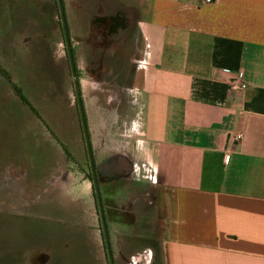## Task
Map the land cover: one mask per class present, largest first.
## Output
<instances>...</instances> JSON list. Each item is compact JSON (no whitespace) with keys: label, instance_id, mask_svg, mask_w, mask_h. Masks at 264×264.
Listing matches in <instances>:
<instances>
[{"label":"crops","instance_id":"0c3cea01","mask_svg":"<svg viewBox=\"0 0 264 264\" xmlns=\"http://www.w3.org/2000/svg\"><path fill=\"white\" fill-rule=\"evenodd\" d=\"M67 2L113 264H264V0ZM53 18L58 82L51 73L25 80L28 62L19 55L32 40L23 34L17 56L0 60L1 86L28 101L23 109L56 143L64 136L63 111L78 122V155L40 186L64 175L55 208L67 222L73 212L70 223L89 231L98 249L95 263L108 264L57 3ZM239 72L246 89L230 91ZM10 166L14 180L27 175ZM75 214L86 222L78 225ZM68 250L61 245V253Z\"/></svg>","mask_w":264,"mask_h":264},{"label":"rangeland","instance_id":"374dc122","mask_svg":"<svg viewBox=\"0 0 264 264\" xmlns=\"http://www.w3.org/2000/svg\"><path fill=\"white\" fill-rule=\"evenodd\" d=\"M55 7L56 0H0V50L4 49L5 53L0 55V60L8 59L10 52L17 56L23 34L30 36L32 40L31 48L19 55L28 62L22 71L25 80L34 78L35 75L43 77L51 73L58 82V74L62 69L58 65L55 67L56 61L60 59L61 49L56 43L60 39V33L55 28L53 18ZM61 7L65 19L68 18L67 0H61ZM30 13L32 18H37L31 20L32 24L35 23L33 28ZM40 18L41 27H45L44 33H40L39 23H36ZM43 35L44 39L41 40ZM1 85L0 81V198L2 197L1 206L4 209L0 210V264H87L90 260L92 264H96L93 254L98 249L96 245L90 244L86 235L91 236V233L77 229L76 222L74 225L70 223L76 218L73 212L69 213L67 222L55 208L57 201L51 202L52 208L47 209L46 213H41V204L27 202L34 193L31 185L34 188L45 186L48 180H54L53 173L56 174L58 167L71 162L69 155H78L80 140L75 142L79 138L78 122L71 121L69 114L63 111L61 116L64 136L57 139L56 143L43 125L33 122L34 113L23 109L24 105L28 106V101L22 97L17 101L15 97L8 96ZM18 104L22 107H18ZM84 120L87 131L85 116ZM10 162L17 163L27 175L21 179L7 180L4 177L5 165ZM9 169H12L11 166ZM6 177L10 178L9 175ZM140 177L138 176L141 180L146 176ZM76 187L83 186L77 183ZM87 187H91V184ZM100 199L104 212H107L106 197H102L101 192ZM11 202L14 203V208L7 211L5 205ZM75 215L79 220L78 225L86 222V217ZM62 244H68V256L64 251L61 253ZM37 250L46 254L42 253L36 258L35 253H40ZM85 253L87 256L83 255Z\"/></svg>","mask_w":264,"mask_h":264},{"label":"water","instance_id":"95a60500","mask_svg":"<svg viewBox=\"0 0 264 264\" xmlns=\"http://www.w3.org/2000/svg\"><path fill=\"white\" fill-rule=\"evenodd\" d=\"M56 3H57L60 23H61V27H62V31H63L65 47H66V52H67L68 61H69V66H70L71 74L73 77L75 97H76L78 113H79V117H80V123H81L83 138H84V144H85V148H86V154H87L89 168H90L91 182H92L95 201H96V205H97V212H98V217H99L100 228H101V232H102L106 257H107L108 264H113L111 253H110V247H109V241H108V235H107V231H106V225H105L102 205H101L98 181H97L95 170H94L93 157H92V153H91V149H90V145H89V140H88V135H87L85 121H84V115H83V109H82V105H81L79 89H78V85L76 82L75 71H74V67H73V63H72L71 51H70V46H69V39L67 36L64 14H63V10L61 7V0H56Z\"/></svg>","mask_w":264,"mask_h":264},{"label":"flooded vegetation","instance_id":"af4514ba","mask_svg":"<svg viewBox=\"0 0 264 264\" xmlns=\"http://www.w3.org/2000/svg\"><path fill=\"white\" fill-rule=\"evenodd\" d=\"M83 140H84V138H83ZM10 164H11V162L8 163L7 165H5V172H6L5 177H6V175H9L10 178L13 179L14 175L12 174V169H9ZM87 167H88V173L87 174H88V177L91 179L88 158H87ZM94 170H95V168H94ZM96 178H97V176H96ZM6 179H7V177H6ZM16 179H18V177H16ZM63 179H64V175H60V177L54 181L55 184L53 183L50 187L34 188V186L31 185V187H33L32 190L34 191V193L32 196L29 195V197L31 196L32 199H28L27 202H33L35 204L39 203V205L40 204L42 205L41 208H43L50 201H57V202L60 201L62 199V190H61L60 186H61V182L63 181ZM35 194H36V196H35ZM50 197H51V199H50ZM1 199H2V197L0 198V210L3 211L4 210L3 206H1L3 201ZM10 204H12V202ZM6 208L11 210L14 207H12V205H11V206H8Z\"/></svg>","mask_w":264,"mask_h":264},{"label":"built area","instance_id":"2783aa9c","mask_svg":"<svg viewBox=\"0 0 264 264\" xmlns=\"http://www.w3.org/2000/svg\"><path fill=\"white\" fill-rule=\"evenodd\" d=\"M206 1L208 2L210 0H206ZM241 75L242 72L237 73L236 77L228 83L229 85L228 87L230 91L241 92L246 89V83L241 80ZM241 139H242V134L238 132L233 133L231 136V142L235 144L239 143Z\"/></svg>","mask_w":264,"mask_h":264},{"label":"trees","instance_id":"16d2710c","mask_svg":"<svg viewBox=\"0 0 264 264\" xmlns=\"http://www.w3.org/2000/svg\"><path fill=\"white\" fill-rule=\"evenodd\" d=\"M17 93L19 94V91H17Z\"/></svg>","mask_w":264,"mask_h":264}]
</instances>
